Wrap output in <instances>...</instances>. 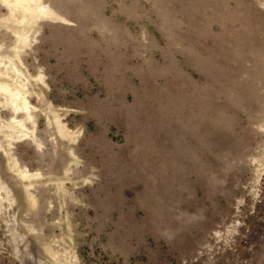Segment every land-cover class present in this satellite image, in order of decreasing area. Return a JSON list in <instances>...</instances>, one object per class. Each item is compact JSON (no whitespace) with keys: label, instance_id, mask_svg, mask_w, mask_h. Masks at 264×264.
<instances>
[{"label":"rangeland","instance_id":"rangeland-1","mask_svg":"<svg viewBox=\"0 0 264 264\" xmlns=\"http://www.w3.org/2000/svg\"><path fill=\"white\" fill-rule=\"evenodd\" d=\"M27 2L0 264H264V0Z\"/></svg>","mask_w":264,"mask_h":264},{"label":"bare ground","instance_id":"bare-ground-1","mask_svg":"<svg viewBox=\"0 0 264 264\" xmlns=\"http://www.w3.org/2000/svg\"><path fill=\"white\" fill-rule=\"evenodd\" d=\"M22 3H23L22 5L24 6L23 7L24 10H28L29 13L34 14L36 17L39 14L40 11L41 12H47L46 9L43 6H40L38 4L36 5L35 2H32V4L31 3L29 4L27 2V0H25V1L23 0ZM11 13H12V11H11ZM20 19H21L20 21L23 24L28 23V21L24 17H21ZM6 65H7L6 63H0V81H3V80L7 81V82L15 81L16 83L20 84V86H22L23 84H22V82H20L19 73L16 72L15 75L9 74L10 70L9 71L7 70ZM10 67H11L10 68L11 71L14 70L13 66H10ZM2 70L3 71L5 70V71L1 72ZM1 88H2V86L0 85V107H1V105H5L6 104L10 108L12 113H16L17 114V113L20 112V113L25 114L26 113V109H25V106H26L25 102L26 101H25V98L23 96L24 94H22L20 91L18 92L15 89H12V88L8 89L7 91L6 90H2ZM5 96H6V98H5ZM17 125L18 124H16V126Z\"/></svg>","mask_w":264,"mask_h":264},{"label":"crops","instance_id":"crops-1","mask_svg":"<svg viewBox=\"0 0 264 264\" xmlns=\"http://www.w3.org/2000/svg\"><path fill=\"white\" fill-rule=\"evenodd\" d=\"M22 1L23 0H13V3H12V0H0V6L3 7L6 11H7V9L9 11L10 10V8L8 7L9 5H13L15 3V4L21 6L23 4ZM52 13H54V12H52ZM31 15H33V14H31ZM19 17H21V16H18L16 13L12 14L10 11L9 15L4 20L5 22H7V25H11L10 26L11 27L10 32L13 33L11 35L13 36L14 40H13V43H11V45L9 46V49H12V50H16V49H18V47H21V48L25 47V45L28 43V40H31V44L34 45L36 35L34 38H30L29 37L30 35H28L26 37L25 36L22 37V36H19V34L23 30H25V32H27V30L29 28L32 29L33 26L39 22V20L43 19L40 17L39 18L33 17V19H32L33 22L22 24L20 22ZM47 17H49V16H47ZM31 18H26V19H31ZM36 18H38V19L36 20ZM18 38H19V40H18ZM2 48H3V46L1 44L0 49H2ZM15 58L19 59V57H17V56Z\"/></svg>","mask_w":264,"mask_h":264}]
</instances>
